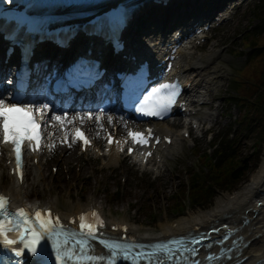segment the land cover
Here are the masks:
<instances>
[{"label": "rangeland", "instance_id": "1", "mask_svg": "<svg viewBox=\"0 0 264 264\" xmlns=\"http://www.w3.org/2000/svg\"><path fill=\"white\" fill-rule=\"evenodd\" d=\"M236 1L237 3L239 2L236 17L235 14L230 15V13L223 26L219 28L218 33L214 34L215 31H212L211 38L205 47L198 51L203 55L214 54V58L208 57L207 59L210 64L211 77L214 80L210 89L212 101L206 104L202 110L218 115L217 122H204L206 127L213 124L209 133L210 135H216L215 137L218 139L229 129L230 118L239 112V108L235 104L230 105L228 99V96L237 92L234 88V74H230V72H233L236 67V69L250 74L255 66V62L249 61L246 62V68L240 69L245 63L246 56L243 53H239L244 48L242 47L240 36L236 32V29H240L250 23L244 14L252 6L254 0ZM262 6L264 7V1ZM251 16L252 8L249 12L250 19ZM221 33L223 34L222 40L217 37ZM255 37L252 34L249 38L258 44L259 39ZM260 41L263 42L261 39ZM250 42L252 43L251 40ZM245 44L247 45L246 42ZM257 49H255V52ZM248 83H252V75L249 76ZM246 87L247 84L241 87L240 94L241 91H245ZM230 130H232L231 127ZM251 134L252 132L245 138L239 148L242 154L246 156L244 163H247V166L252 165L253 154L256 149L252 146L254 139L251 138ZM196 136L197 133L194 132L184 139L182 143L178 144L177 147L171 148L169 156L162 161L165 172L157 176L154 173L141 172L138 167H134L127 159L121 160L119 158L118 163L103 166L100 165V158L91 157L90 155L85 158L83 155L78 154L75 149L69 150L66 146L58 144L57 153L48 162L44 157L39 159L38 163L29 159L28 164L25 166L26 175L22 186L29 193L27 199L31 202L45 204L55 202L62 208L76 204L84 205L91 201L101 207L110 217H125L137 224L140 223L142 226L148 227L147 229L149 230L155 231L159 223L165 220L170 221L177 217L174 213L171 214L169 212L167 206L169 203L168 195L186 177V171L192 168L197 169V166L201 167V160L199 161L197 158L196 149L202 152L213 148L211 140L209 141V138H207V133ZM262 148L263 144H261V155L263 153ZM259 162L260 160L258 164ZM6 163L5 159L0 160V169L3 173L5 187L9 183L7 169L4 167ZM50 163H57L58 173L50 171ZM257 165H255L250 174ZM201 169L203 168L201 167ZM136 172L145 175H138ZM122 177L126 179L123 184L119 181V178L121 179ZM119 187L122 188L121 195L111 193L115 188L119 190ZM109 200L112 201V204H110ZM131 204H135L134 209H132ZM136 207L139 208L138 211H136ZM147 207H150L148 212L152 213L145 212ZM192 210L196 211L199 209L194 208Z\"/></svg>", "mask_w": 264, "mask_h": 264}, {"label": "snow or ice", "instance_id": "2", "mask_svg": "<svg viewBox=\"0 0 264 264\" xmlns=\"http://www.w3.org/2000/svg\"><path fill=\"white\" fill-rule=\"evenodd\" d=\"M167 91L164 97L155 103L151 108H141L139 111L144 115L160 117L162 116L169 107L175 103V97L178 93V85L176 84H163L159 88H153L152 94H157ZM146 100L148 97L145 98ZM48 108V105H43L41 108H33L31 105L24 106L19 103H6L3 99H0V144L12 145V150L15 155L16 171L21 179L23 178V159L22 154L25 145L32 151H36L41 147L42 143V129L41 121L36 119V113H39L41 120L44 118V110ZM88 118H92V114H87ZM101 115H97V121H100ZM79 117H74L77 119ZM53 120L58 121L63 128L66 121L65 116H53ZM111 122V117H108ZM71 123V120L67 121ZM148 136H151V129L147 130ZM129 136L132 138L134 143L141 145L147 143V137L144 133L140 132H129ZM76 140H83L84 144L87 145L90 141L84 136L80 129H76L73 137V142ZM67 142V137L65 141ZM113 141L109 138V143ZM70 146V145H69ZM51 150L54 145H48ZM132 149H129L131 152ZM151 155V153H149ZM8 198L4 195H0V242L6 246L17 245L18 241L23 244V247H14L12 250L15 252L17 257H21L25 250L32 254L38 253V247L41 246V242H47L52 240V246L55 249L56 264H80L82 261H100L104 257L91 256L86 254L87 242L81 239L77 242L79 246V253L76 252L75 247H67L68 241L64 240V244L60 243V237L67 235L64 233L63 226L60 224L59 217H52L51 210H37L34 214L29 212L26 208L20 207L15 212H10L7 208ZM91 216L94 218V222H88L87 217ZM80 231L81 234H86L88 237H93L99 227H103V220L100 219L99 214L93 211L90 214H82L80 216ZM15 233L14 236L10 234ZM173 245H182L183 241H173ZM192 243H199L198 240H193ZM109 249H113L110 253L111 259L108 264H115L117 258V251L123 250L122 258L124 261L132 260L133 264H139L141 259H147L152 264H165L160 259L159 254H163L167 260L180 259L181 257L176 255L167 245H158L152 252L143 253L136 252L134 255L131 254V250L125 248L120 243H109L105 242ZM195 254V249L192 250ZM209 261L215 260V256L207 257ZM199 264V262H195Z\"/></svg>", "mask_w": 264, "mask_h": 264}, {"label": "bare ground", "instance_id": "3", "mask_svg": "<svg viewBox=\"0 0 264 264\" xmlns=\"http://www.w3.org/2000/svg\"><path fill=\"white\" fill-rule=\"evenodd\" d=\"M187 1H189V3L195 1L196 4H199L200 0ZM169 36L171 35H166L164 38L163 36L159 37L158 33L155 46L151 51L155 54L166 52V48L169 44L168 42L171 40V37ZM134 44H138V41L136 40L134 43H128L130 49H138V46H135ZM87 46L91 48H98L95 42H90ZM99 49L102 50V53L104 52L103 48ZM44 53L49 55L48 58L43 56L44 59L46 58L43 60L44 65H51L54 63L51 60L57 59H50L52 55L51 51H46ZM176 53L177 57L175 58V65L173 67L175 68V71L180 74V77H185V81L189 82V86L185 89V96L188 105L190 106L193 104L195 96L209 102V99H206L204 94L209 97V87L213 80L210 78L211 73L207 68V63L202 61L201 56L199 55L193 56L191 57V60H188L187 58L190 52L183 48L177 49ZM0 67H2L0 74H4L7 65H0ZM190 74L193 76L190 77ZM196 119L199 121H217V114L205 112L203 116L201 115ZM88 122H90V120ZM168 128L167 124L162 123L159 125L158 123H155V129L159 132H167ZM183 139L184 138L181 140ZM177 141H180V137L178 135L173 138L172 143H176ZM166 148L167 146L164 147V150L162 151L163 153L169 152V148ZM262 151L263 153L259 164L250 174L249 178L239 188L234 191L225 190L218 192L215 195L214 202L210 208L196 211L190 210L183 215L177 216L173 220H165L159 223L156 234L151 236L155 238L165 237L170 233H184L190 230L197 231L199 229H207L209 227L217 228V231L220 232L223 229L228 228L229 230L234 231L233 235H240L237 239V241H241L238 243L240 256L246 255V258L240 264H264V141ZM119 157L120 154H118V152H116L111 146L106 163L114 164ZM9 168L10 165L7 169L8 174H11L9 172ZM1 180L2 174L0 173V183ZM3 191L9 195L11 203L14 205L22 203L21 199L29 196V193H27L19 184L12 183L10 187ZM90 203L91 202H88L85 206L87 207L91 205ZM50 205H55V202ZM83 207L84 206L80 205H69L65 209L61 210L60 213L63 216H68L83 209ZM105 217L110 223H118L119 221L125 222L127 224V230L131 234L136 233L137 235H143L147 232V229H140L142 228L141 225H136L134 222H130L124 217ZM244 219H247V221L243 222Z\"/></svg>", "mask_w": 264, "mask_h": 264}, {"label": "trees", "instance_id": "4", "mask_svg": "<svg viewBox=\"0 0 264 264\" xmlns=\"http://www.w3.org/2000/svg\"><path fill=\"white\" fill-rule=\"evenodd\" d=\"M261 12L258 16L264 23V7L260 8ZM264 33V27L261 30ZM261 34L258 32V35ZM264 41V35L261 36ZM253 62L255 66L250 73L252 75V83H248L242 98L244 101V112L247 122L246 126H252L251 138L253 140V148L255 149L252 159V165L242 171H233V163L241 160L245 156L241 151L230 157H225L215 169L206 174L205 178L194 177L192 180V187L190 191V198L192 203L197 204L201 208L208 207L213 202V197L218 190L232 191L237 189L248 177L250 172L258 164L261 155V144L264 141V51L255 56ZM184 186L180 188V193L183 194ZM171 205L179 204L180 200L177 196L169 199ZM147 207L145 212L150 211ZM149 213V212H148Z\"/></svg>", "mask_w": 264, "mask_h": 264}]
</instances>
